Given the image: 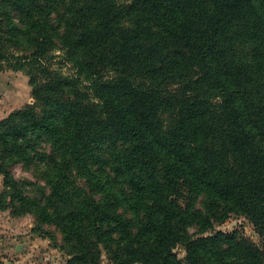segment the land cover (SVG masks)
<instances>
[{
  "label": "trees",
  "instance_id": "1",
  "mask_svg": "<svg viewBox=\"0 0 264 264\" xmlns=\"http://www.w3.org/2000/svg\"><path fill=\"white\" fill-rule=\"evenodd\" d=\"M2 62L45 79L0 120V208L58 229L69 264H264L200 236L232 214L264 234V0H0Z\"/></svg>",
  "mask_w": 264,
  "mask_h": 264
},
{
  "label": "rangeland",
  "instance_id": "2",
  "mask_svg": "<svg viewBox=\"0 0 264 264\" xmlns=\"http://www.w3.org/2000/svg\"><path fill=\"white\" fill-rule=\"evenodd\" d=\"M0 69V120L8 117L11 113L19 111L29 105L35 104L33 90L30 85V72L37 74L44 80L45 75L37 71L38 64L24 67V70L16 71L9 62H2ZM19 64H22L19 62ZM18 64V65H19ZM51 74L63 76L73 75L75 69L63 53L55 51L48 54L43 64ZM16 179L29 178L36 181L31 172L23 169L21 165L13 168ZM4 175L0 174V199L6 192ZM181 203L186 204L187 189ZM10 199H8L9 201ZM5 208H0V264H69L70 254L64 249L63 236L58 229L51 226H41L33 215L15 216L12 208L3 203ZM50 231L51 234L43 232ZM197 228H191L190 233H195ZM237 232L240 237L250 240L252 243L264 249V234L260 228L249 218L242 215L232 214L225 220L214 222L213 230L200 234L210 236L216 232ZM179 258L186 256L184 247L176 250ZM101 264H110L108 256L103 253Z\"/></svg>",
  "mask_w": 264,
  "mask_h": 264
}]
</instances>
